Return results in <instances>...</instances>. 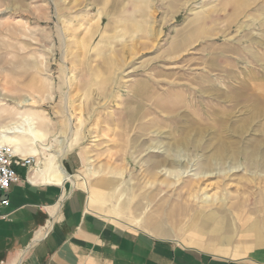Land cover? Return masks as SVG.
<instances>
[{"label":"rangeland","instance_id":"1","mask_svg":"<svg viewBox=\"0 0 264 264\" xmlns=\"http://www.w3.org/2000/svg\"><path fill=\"white\" fill-rule=\"evenodd\" d=\"M236 91L264 101V0H0L2 125L43 115L26 149L44 160L62 141L67 174L126 230L226 255L261 243L264 111ZM168 154L189 170L171 187L149 173Z\"/></svg>","mask_w":264,"mask_h":264},{"label":"crops","instance_id":"2","mask_svg":"<svg viewBox=\"0 0 264 264\" xmlns=\"http://www.w3.org/2000/svg\"><path fill=\"white\" fill-rule=\"evenodd\" d=\"M14 169L18 182L0 193V264H264L255 215L248 239L261 243L226 255L126 230L91 209L73 180L61 186L39 178L38 167Z\"/></svg>","mask_w":264,"mask_h":264},{"label":"bare ground","instance_id":"3","mask_svg":"<svg viewBox=\"0 0 264 264\" xmlns=\"http://www.w3.org/2000/svg\"><path fill=\"white\" fill-rule=\"evenodd\" d=\"M240 99H244L248 105H251V106L255 107L256 109L258 108L261 111H264V101L262 100V98L257 97L255 94L248 93L246 91L242 92V93L239 91H236L232 96H230L229 101L233 104H237L238 100H240ZM246 99H247V101H246ZM7 102L8 101L6 100V98L0 99V145H7L11 149L15 148V150L13 152L15 154L22 156V157L35 158V160L37 162V167H38V171H36V173H37L38 177L41 178L46 183L59 184V185L63 186L67 180H73L75 186L79 187V185H80L79 182L82 181L84 186L87 188L88 183H87V180L85 177H83L81 174H79L77 177L78 179L74 180L67 174V172L63 168V166L61 164V160L68 154L69 148H67L66 145H63L62 141L60 142V146H61L60 148L61 149L58 151H53L52 147H46V145H43L41 147L43 150L50 152V157L48 159H44V160L39 158V154H38L37 150L34 149V150L29 152L26 149V144H27L28 138H30L34 143L39 142V141L45 142L46 136L42 130L43 123H45V118L43 115H37L36 113H31L28 115L20 114L19 115V118H20L19 121L8 122L7 124L2 125V119L5 116L9 117V116H11V114H13L11 109L8 108L10 105ZM24 102L25 101L17 103L18 107L19 108L23 107ZM17 110H18V108H17ZM42 121H43V123H42ZM222 124L224 125L225 123H222ZM45 127H46V125H45ZM226 142H228V141H226ZM234 144H233V146H235ZM152 148L153 147H150L148 150H150ZM157 148H158V151H159V149H162L161 146H159ZM219 150H220L219 156L222 155L225 159H228V158L233 159L234 157H237L238 155H240V152L238 150H235V151H232L233 149L228 150L226 147H223V146H222V148L220 147ZM164 151H165L164 153H168L167 149H165ZM256 153H257V151H256ZM182 164H183V162H181V160H179V159H176V156H174V155L170 156L168 154L167 159L155 162L153 169L151 171H149V173L155 174L154 169H155V167L157 168V166H159L161 169L156 174L160 173L164 176H168L169 181L166 180L164 182L165 186L166 187L175 186V184L177 182H179V180H181L182 176H184L185 174H188V171H189L188 168L186 167V165L184 167L185 169H183L181 167ZM40 165H43V166L40 167ZM168 166H170L171 168H168ZM175 166H176V168H175ZM178 167H181L182 169L178 170L177 169ZM240 168H241L240 165H236V164L235 165H233V164L229 165L226 167L224 174L228 175L230 173L236 172ZM190 172H192V171H190ZM220 173H221V171H219V170H212L210 172L202 171L200 173L194 174L193 177H194L196 184L199 185L203 180L209 178L210 176L217 175ZM190 184L187 185L186 187H187V190H189L188 191L189 194L191 195V185ZM88 193L90 194L89 205L92 207L93 205H91V202L94 199V197H93L94 194L91 191H89ZM208 200H209L208 197H206V199H203V201H208ZM91 209H93V207ZM172 213L173 214L176 213V209H173ZM214 223H216V222H214ZM160 233L161 232L158 233L159 235L155 233V235L153 234L152 236L157 237V238H162L161 237L162 235ZM166 235H168V234H166Z\"/></svg>","mask_w":264,"mask_h":264},{"label":"built area","instance_id":"4","mask_svg":"<svg viewBox=\"0 0 264 264\" xmlns=\"http://www.w3.org/2000/svg\"><path fill=\"white\" fill-rule=\"evenodd\" d=\"M15 166L23 168L37 167L35 158L22 157L15 154L7 145H0V193H7L10 186L18 182L19 178L14 169ZM8 200L3 205H8Z\"/></svg>","mask_w":264,"mask_h":264}]
</instances>
